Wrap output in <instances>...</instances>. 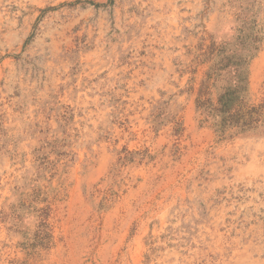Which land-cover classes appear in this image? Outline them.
Listing matches in <instances>:
<instances>
[{
  "label": "rangeland",
  "instance_id": "1",
  "mask_svg": "<svg viewBox=\"0 0 264 264\" xmlns=\"http://www.w3.org/2000/svg\"><path fill=\"white\" fill-rule=\"evenodd\" d=\"M229 60L264 104V0H0V264H264Z\"/></svg>",
  "mask_w": 264,
  "mask_h": 264
},
{
  "label": "trees",
  "instance_id": "2",
  "mask_svg": "<svg viewBox=\"0 0 264 264\" xmlns=\"http://www.w3.org/2000/svg\"><path fill=\"white\" fill-rule=\"evenodd\" d=\"M241 61H230L232 79L230 85L223 91L218 99V108L210 102H205L202 107L212 106V111L221 115V126L240 127L242 131H252L264 125V104L259 107L248 106L245 102L246 78L240 70Z\"/></svg>",
  "mask_w": 264,
  "mask_h": 264
}]
</instances>
